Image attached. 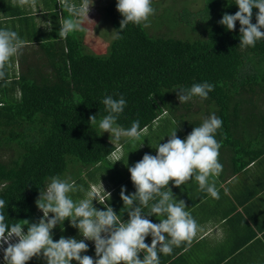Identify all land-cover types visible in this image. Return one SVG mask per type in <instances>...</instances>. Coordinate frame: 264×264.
<instances>
[{
	"label": "trees",
	"instance_id": "1",
	"mask_svg": "<svg viewBox=\"0 0 264 264\" xmlns=\"http://www.w3.org/2000/svg\"><path fill=\"white\" fill-rule=\"evenodd\" d=\"M203 2L204 37L151 35L126 9L106 53H89L83 32L73 28L61 41L57 27L39 40L27 72L0 78V235L17 227L42 236L41 209H82L72 191L79 198L84 186H66L68 176L78 184L94 172L125 186L145 162L131 135L153 122L164 129L136 141L187 137L206 155L207 137L225 142L230 119L255 123L250 134L264 126V112L245 97L264 75V0ZM212 105L217 113L207 122ZM180 108L204 117L192 121Z\"/></svg>",
	"mask_w": 264,
	"mask_h": 264
},
{
	"label": "crops",
	"instance_id": "2",
	"mask_svg": "<svg viewBox=\"0 0 264 264\" xmlns=\"http://www.w3.org/2000/svg\"><path fill=\"white\" fill-rule=\"evenodd\" d=\"M105 3L0 0V78L16 80L27 72L37 62L39 40L57 27L61 41L70 28L88 39L100 17L87 14H98ZM14 92L19 94L18 87ZM259 126L250 134L239 119H230L221 132L225 142L207 137V155L187 137L153 138L158 143L151 144L146 136L151 146L145 162L125 186H110L102 177L90 181L94 186H84L76 198L82 209L61 221L43 208L42 238L37 242L25 232L22 246L3 247L0 264H264V126ZM162 129L153 122L136 140ZM209 162L217 168L212 171ZM87 193L95 198H85Z\"/></svg>",
	"mask_w": 264,
	"mask_h": 264
},
{
	"label": "rangeland",
	"instance_id": "3",
	"mask_svg": "<svg viewBox=\"0 0 264 264\" xmlns=\"http://www.w3.org/2000/svg\"><path fill=\"white\" fill-rule=\"evenodd\" d=\"M106 0L105 6L99 10L98 14L94 13L92 16L87 14V16L91 19H95V15L100 19L99 22L95 23L96 28L93 33H89V38L84 37L86 40V50L89 53H94V54H103L106 53L109 50L110 43L114 39L116 35V29L114 28V23L118 21V19L121 17L122 13L128 9L132 12L133 16L137 18L143 25L144 29L150 33L151 35H161V34H166V35H171L175 37H180L182 39L186 38H199V37H204L203 29H204V21L201 19L203 14V9L205 8V3L202 0ZM182 3H184L185 6V16L182 14ZM176 7V8H175ZM175 8V9H174ZM177 10L176 13L172 16L174 10ZM82 19V18H81ZM186 19V20H185ZM77 23V22H76ZM87 23H91L87 20ZM189 23V24H186ZM88 26H92L90 24H86ZM262 68L264 70V63H262ZM29 78V77H26ZM257 84H253V88L255 93L254 94H247L245 97L253 100L254 103L252 104L251 102L249 103L252 107L260 108L264 107V75L262 76H257V79L255 80ZM195 107H193V110ZM181 112L183 114H186V116L190 119L191 117V110L189 109H181ZM205 117L207 118L208 121H212L215 119V115L217 113V110L214 105L208 109L207 111L205 110ZM204 117L202 113H198L194 116L191 117L190 120H198L200 118ZM244 125L247 127L254 126L255 123H251L249 120H244ZM106 128H109L107 125H105ZM109 132L111 130H108ZM125 135V132L122 133ZM153 135V133H150ZM136 135L133 133L130 141L132 143H137L134 145L135 150L137 154L140 155L142 158L145 153V149H150L149 147L147 148V144L149 143L145 141V139H141L139 141H136ZM161 138H171L172 136H160ZM152 137H149L151 139ZM116 145L117 143H120V141H115ZM131 143V142H130ZM151 144H155L154 140L150 142ZM198 147V146H197ZM201 151H203L200 147H198ZM204 152V151H203ZM9 153L7 152L8 155ZM117 154L119 155L120 153L117 151ZM209 164L211 170L213 171L215 168L213 162L207 163ZM91 171L93 172V169L90 168ZM99 173L93 172V175L90 177L85 174L83 176L80 175L81 177V182L80 183H74V180L71 179L69 176L66 178V186H93V184L89 185L90 180L94 181L97 183L98 181V176ZM77 176V175H76ZM75 176V177H76ZM93 176V177H92ZM72 181V182H71ZM99 185L95 186H103L102 184L98 183ZM59 190L60 187H59ZM47 196L51 197L52 195L50 193L46 194ZM66 197V194L60 193L59 198H64ZM72 198L76 199L77 194L75 191H72ZM85 198L87 199H94L95 197H92L89 195V193L86 194ZM57 199V198H56ZM54 210V209H53ZM51 210L50 216L52 218L55 217V219L62 220L63 217L65 216H71L69 214L68 210L66 207H64L62 204L59 205V208L57 209L56 212ZM40 214L43 216L45 214V211L42 209L40 211ZM103 213L101 212V216ZM62 217V218H61ZM42 220H40L41 225L44 226V224L47 222V219L40 217ZM13 230H18L21 228L13 227ZM22 231V230H21ZM39 233H44L45 228H39ZM62 232L65 233V236L68 235V230L64 229ZM35 237V236H33ZM41 236H36L34 239L38 241V239ZM8 246L6 242H0V249H3L4 246ZM18 255V253H16Z\"/></svg>",
	"mask_w": 264,
	"mask_h": 264
},
{
	"label": "clouds",
	"instance_id": "4",
	"mask_svg": "<svg viewBox=\"0 0 264 264\" xmlns=\"http://www.w3.org/2000/svg\"><path fill=\"white\" fill-rule=\"evenodd\" d=\"M94 186V185H93ZM103 186H104V184H103ZM62 190H63V188H62ZM92 191H93V194H97L98 193V189L97 188H95V187H92ZM42 210V209H41ZM40 210V211H41ZM22 229H18V230H13L12 228L11 229H9V230H7V232L6 233H4V234H2V235H0V242H5L4 240H3V237H5V236H10L11 235V240H10V243H7L8 244V246L12 249V248H14L15 246H18V245H20V246H22L26 241H27V239H26V236H25V232L22 230ZM10 233V234H9ZM26 247V246H25ZM0 251H2V249H0Z\"/></svg>",
	"mask_w": 264,
	"mask_h": 264
},
{
	"label": "built area",
	"instance_id": "5",
	"mask_svg": "<svg viewBox=\"0 0 264 264\" xmlns=\"http://www.w3.org/2000/svg\"><path fill=\"white\" fill-rule=\"evenodd\" d=\"M10 234V233H9ZM3 240L6 242V243H10V240H11V235L9 236H5L3 237Z\"/></svg>",
	"mask_w": 264,
	"mask_h": 264
}]
</instances>
